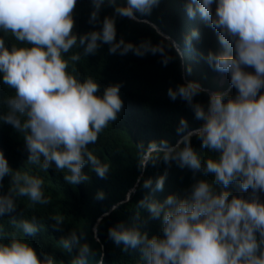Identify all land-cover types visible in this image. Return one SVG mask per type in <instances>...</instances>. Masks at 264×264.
Listing matches in <instances>:
<instances>
[{"label":"trees","instance_id":"1","mask_svg":"<svg viewBox=\"0 0 264 264\" xmlns=\"http://www.w3.org/2000/svg\"><path fill=\"white\" fill-rule=\"evenodd\" d=\"M83 1L94 47L78 35L85 29L81 11L37 29L79 46L56 49L64 62H44L27 43L0 39V163L32 160L27 175L9 167L0 178V264H264V218L236 229L246 199L242 187L228 185L234 170L225 159L244 156L251 140H262L264 151V129L260 137L251 132L264 126L262 10L253 0H135L130 12L137 19L166 36L177 25L178 48L186 33L181 60L168 39L128 17V0ZM71 2L26 0L24 7L69 10ZM28 17L15 30L42 25ZM43 65L67 100L5 120L7 108L36 92ZM218 69L235 73L241 84L220 95L228 88L213 81ZM23 80L31 85L27 95L19 88ZM190 83L222 96L213 107L216 123L207 137L192 136L169 153L155 149L145 161L150 149L172 148L208 123V95ZM228 119L240 129L231 139L237 152L212 145L217 137L223 143ZM43 140L50 146L35 150ZM261 153L254 152L255 161L264 159ZM39 193L48 202L35 201ZM107 212L96 241L94 225Z\"/></svg>","mask_w":264,"mask_h":264},{"label":"clouds","instance_id":"2","mask_svg":"<svg viewBox=\"0 0 264 264\" xmlns=\"http://www.w3.org/2000/svg\"><path fill=\"white\" fill-rule=\"evenodd\" d=\"M253 2L256 6H258L262 10L264 14V0H253ZM23 3H24V0H0V39L9 40L12 42L27 43L30 50L34 54L38 55L44 62H50V61L64 62L66 60V56L63 55L61 51H57L56 49L57 48L64 49L66 47L74 49L79 46L77 47L65 46V44H67L68 42L65 43L60 40L62 38V35L50 34V33L48 34L46 32H37V29H41L44 31L48 29H52L51 26H46L43 24L48 23V22H51L52 24L58 22L59 20H57L56 17L60 15L66 16L70 14H75L80 11L82 14V11H84V9L86 8L84 1L83 0H72L71 3H68L69 10L65 8L64 4L58 5V6H52V3H45L44 6L39 4L33 9L31 7L25 8ZM127 3H126V6H127ZM28 13H30L29 14L30 18L28 17ZM77 16L78 14L75 15L73 18L77 19ZM82 16L84 17V20H85L84 22L85 29L79 32L78 35L82 37V41L84 42V46L86 48L90 46L94 47L95 41H94L92 33L89 31V21H88L89 15L82 14ZM25 17H28L27 22L30 21L33 24L41 23L42 25H39V26L31 25L29 27L21 26L18 28V30H15L16 25H23L22 21L24 20ZM79 44L80 46H82L81 43ZM82 58L83 57L80 56V59ZM13 65H14L13 59H10L8 61V66L12 68ZM71 65L73 68H75L78 65V63H74L72 61ZM230 73H232L235 77V73L233 72H230ZM51 79H52V71L48 68V66L43 65L42 67H40L39 80L42 82H40V84L36 88V92L31 96L30 100H26L24 102H18L14 104L13 106L7 108L4 114L5 120H8L15 112L33 108L34 106L40 103L46 102L48 100H51V99H54L55 101H58V100L66 101L67 100L66 95L56 93L54 91L52 84L50 83ZM219 80H218V83H219ZM229 82L231 83V81L227 79L226 83H229ZM234 85H237V82H235ZM19 88H21V90H23L24 88H27L28 90H30L31 85L30 83H26L21 86L19 85ZM223 94L225 93H222L220 95L223 96ZM216 96L219 97V100L222 97L219 95H216ZM213 107L211 109L213 118H212L209 129H211L214 123H216L217 121L213 113ZM263 120H264V112H263ZM208 123H209V120H208ZM218 124L219 123H217V125ZM222 125H223V128H222L223 143L221 144L220 143L221 138L217 137V139L212 143V145L215 146L216 148H220L222 145H230L231 147H235L233 151L237 152V148L235 144L231 141L232 138L238 137L240 134V129L237 125V120H234V119L222 120ZM209 129H208V132H209ZM262 129H264V126L258 129L252 128L251 132L259 136L261 135ZM218 131H220L219 126H217L216 128V132ZM208 132L206 133L205 136H200V137H204V138L207 137ZM250 142L251 143L247 147V148H251L250 155L249 153H247V148L244 150V154H245L244 156L246 158L249 157V161L247 162V164H245L244 156H239V155H234V154H233V157L231 158L229 157V155L225 156L226 160L232 159L230 163L233 165L232 167L234 170L233 179L228 185L242 187L244 189V196H248L251 199V203L248 205H247V202L245 201L246 206L242 214L245 217H247L246 215L251 214L253 215L254 219L251 222V225L248 228L243 229V230H247V229H251L255 227L257 223L259 222V220L262 218L261 215H264V159L262 160V156H261L260 157L261 160H258L257 162L255 161V158H254V152L258 150H261L262 151L261 155H264L263 141L260 140L259 142H254L251 140ZM41 146H50V143L48 140L39 141V142L34 143L33 148L36 150L37 148ZM24 148H27L25 150L29 152L30 148L27 145H24ZM28 158H32L31 153H29ZM27 162L32 164V160L27 161ZM3 166L5 167V172H7L6 169L9 168L10 166H8L7 164L6 166L5 165ZM1 175L2 173H0V176ZM36 197L39 198L40 195L36 194ZM243 222H245V219H242L241 223ZM99 260L101 259L99 258Z\"/></svg>","mask_w":264,"mask_h":264},{"label":"water","instance_id":"3","mask_svg":"<svg viewBox=\"0 0 264 264\" xmlns=\"http://www.w3.org/2000/svg\"><path fill=\"white\" fill-rule=\"evenodd\" d=\"M134 1H135V0H129L128 3H127L126 9H128L127 13H128V15H129V18H131L132 20L138 22L137 18L133 17V16L131 15V12H130V6L132 5V3H133ZM133 18H135V19H133ZM139 20H140V19H139ZM141 21H143V23H145V24H147L149 27H151L154 31H157V32H156L157 34L160 33V30H159V29L157 28V26H155L153 23H151V22H149V21H147V20H141ZM163 36H165V35H163ZM167 39H168V38H167ZM172 43L175 44L174 42H172ZM177 50L179 51V48H178V47H177ZM188 85H189V84H188ZM198 89H200V88H198ZM200 90H201V89H200ZM201 91H202V90H201ZM205 92L207 93V95H208V97H209L208 100H209V109H210L209 112H208V116H209L208 120H209V123H207V124H211V121H212V118H213V117H212L213 114H212V112H211V109H212V107L216 104V102L219 100V97H217V96L214 94V92H212V91H210V90H205ZM207 124L204 126V129H199V130H196V131L194 130V131H192V132H190V133H187L186 135L182 136V138H180V139L177 141V144H176L174 147H172V148H169V149L152 148V149H150V150L146 153L144 159L147 160V159H148V154H149L150 152L155 151V149H158V150H161V151H164V152H173V151L176 150L177 147H178L183 141H185L186 139H188V138H190V137H192V136H205V135H206L205 131H206L207 129H209V126H208ZM20 145L22 146V149H23V150L27 149V148H24V145H25V144H22V143L20 142ZM0 164H3V165H5V166H6V164H7L8 166H10V168H11V172H12V173H14V174H23V175H27V173H28V169H29L30 166L32 165V164H30L29 162H27V161H23V160H22L21 163H16V164H11V163H6V162H2V163H0ZM131 191H133V190H131ZM39 195H40V197L38 198V197H36V194H34V195H33V196H34L33 199H34L35 201L41 203V204L44 203V202H48V199L46 198V196H45L44 193H39ZM126 200H128V197L126 198ZM114 208H115V206H113L112 210H113ZM107 214H108V212L105 213V214H103V215L97 220L96 224L94 225L93 233L95 234L94 238H95L96 241L98 240V237L96 236L98 224H99V222L101 221V218L104 217V216H107ZM247 230H249V229H247ZM257 234H262V233H257ZM262 235H263V234H262Z\"/></svg>","mask_w":264,"mask_h":264},{"label":"bare ground","instance_id":"4","mask_svg":"<svg viewBox=\"0 0 264 264\" xmlns=\"http://www.w3.org/2000/svg\"><path fill=\"white\" fill-rule=\"evenodd\" d=\"M26 0H24V2H25ZM24 4V3H23ZM128 11V10H127ZM127 15H128V13H127ZM132 15V14H131ZM133 16V15H132ZM128 17H129V15H128ZM134 17V16H133ZM136 18V17H135ZM135 18H133V19H135ZM138 20V22H143V21H141V20H139V19H137ZM135 22H137V21H135ZM171 26V29L169 28V30H171V34L170 35H168V36H163L164 34L163 33H159L160 35H162L164 38H168V40L170 41V43H171V46L175 49V51L177 52V54H178V56H179V58L181 59V60H183L182 59V57H184L183 55L184 54H182L181 53V51L183 50V51H186V49L184 50V47L186 46L184 43H183V41L185 40V37H184V35L186 34L185 32L183 33V32H180V42H181V46H180V48H179V51L177 50V44L174 42L175 40H176V36H177V31H176V24H171L170 25ZM193 29V26L191 27V30ZM170 32V31H169ZM190 34V33H189ZM189 37H190V35H189ZM190 39V38H189ZM188 40V39H187ZM172 42H174L175 44H173ZM179 45V44H178ZM187 52H188V49H187ZM187 55V54H186ZM184 61H185V59H184ZM187 63V62H186ZM216 63V62H215ZM218 64V63H217ZM221 64V63H220ZM219 64V65H220ZM226 66V65H225ZM212 68V67H211ZM226 68V67H225ZM224 68V69H225ZM233 68V67H232ZM223 69V70H224ZM230 69V68H229ZM214 70V69H213ZM216 70V69H215ZM214 70V71H215ZM219 70H222V69H218L217 71H219ZM223 75H225V76H223ZM222 76L223 77H226L227 79H229V76H226V70H224L223 71V74H222ZM217 80H219V79H217L216 77H213V81H217ZM185 81V80H184ZM236 82H237V85H239V84H241V82H242V80L239 78V76H236V80H235ZM186 82V81H185ZM211 82V81H210ZM23 83L24 84H26L27 82L26 81H24L23 80ZM209 83V82H208ZM23 85V84H22ZM190 85H192L194 88H196V89H198V88H200V89H198V90H200L201 92H205V87H201V86H199V85H197V84H193V83H190ZM235 85H234V83L233 84H231L230 82L228 83V85H227V88L228 89H226V91H224V92H222V93H228L233 87H234ZM211 90V89H210ZM28 92V89L27 88H24L23 89V91H22V93L23 94H25V93H27ZM221 93V94H222ZM38 109V108H37ZM34 112V111H33ZM208 126L210 127V124H208ZM201 129H204V128H201ZM196 130H199V129H196ZM195 130V131H196ZM208 130V129H207ZM206 130V131H207ZM205 131V132H206ZM0 132H2L1 130H0ZM177 143V142H176ZM165 149V148H164ZM1 152V151H0ZM150 154V153H149ZM145 160V159H144ZM1 161V160H0ZM146 161V160H145ZM8 169V168H7ZM6 169V170H7ZM0 173H2V175L0 176V178L1 177H3L4 176V173H5V167L2 165V164H0ZM245 201L246 202H248L249 200H251V199H249V197L248 196H245ZM244 205H246V204H244ZM247 217H245V216H237V217H235L234 219H235V222H236V225H237V227H236V229L238 230V231H240L241 229H246V228H248L250 225H251V222L253 221V215H251V214H248V215H246ZM261 217L262 218H264V215H261ZM102 219V218H101ZM242 219H245V222H243V223H241V221H242ZM255 221H257V220H255ZM256 225V224H255ZM257 227V226H256ZM230 233V232H229ZM228 234V233H227ZM231 237V235H227V238L229 239ZM102 262L100 261H97V263H95V264H101Z\"/></svg>","mask_w":264,"mask_h":264},{"label":"rangeland","instance_id":"5","mask_svg":"<svg viewBox=\"0 0 264 264\" xmlns=\"http://www.w3.org/2000/svg\"><path fill=\"white\" fill-rule=\"evenodd\" d=\"M223 71H224V70H219V71H217V74H216L215 77H216L217 79H220V80H219L220 85H225V84L228 85V83H226L227 78L222 76ZM226 76H229V80L231 81V84H233V83L236 82V81H235L236 78L234 77V75H233L232 73L226 71Z\"/></svg>","mask_w":264,"mask_h":264}]
</instances>
